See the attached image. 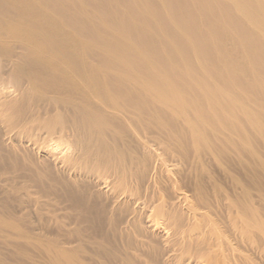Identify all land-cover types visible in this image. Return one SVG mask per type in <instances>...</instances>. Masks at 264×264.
<instances>
[{
  "label": "bare ground",
  "instance_id": "1",
  "mask_svg": "<svg viewBox=\"0 0 264 264\" xmlns=\"http://www.w3.org/2000/svg\"><path fill=\"white\" fill-rule=\"evenodd\" d=\"M263 2L0 0L2 191L8 179H26L21 196L32 209L54 205L77 225L105 217L111 234L142 251L158 240L162 264H201L185 256L205 240L190 198L155 191L152 175L164 168L171 179L176 165L166 169L139 132L174 122L200 132L232 114L237 77L225 43L237 30L264 39ZM129 143L154 165L143 159L140 173L126 162ZM52 213L51 223L63 220Z\"/></svg>",
  "mask_w": 264,
  "mask_h": 264
},
{
  "label": "rangeland",
  "instance_id": "2",
  "mask_svg": "<svg viewBox=\"0 0 264 264\" xmlns=\"http://www.w3.org/2000/svg\"><path fill=\"white\" fill-rule=\"evenodd\" d=\"M241 18L251 29L247 15ZM230 36L225 43L227 65L237 77L229 89L234 95L232 114L222 117V124L211 120L200 132L180 122L167 129L150 123L139 136L159 153L166 169L176 165L171 179L164 168L152 175L159 197L171 202L176 191L183 192L198 213L192 223L205 240H194L185 256L201 264H264V39H249L238 30ZM129 148L122 158L140 173L145 171L143 159L154 165V157L145 158L132 143ZM12 164L7 161L9 171ZM7 181L3 185L8 191L0 188V264H162L158 240L142 251L134 240L111 234L105 217L77 225L54 205L37 211L23 203L26 179ZM153 196L149 191L148 200ZM49 212L59 213V220L63 216L61 223H51Z\"/></svg>",
  "mask_w": 264,
  "mask_h": 264
}]
</instances>
